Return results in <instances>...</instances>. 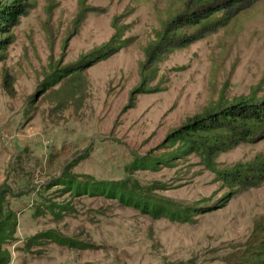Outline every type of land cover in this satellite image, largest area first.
<instances>
[{"label":"rangeland","instance_id":"rangeland-1","mask_svg":"<svg viewBox=\"0 0 264 264\" xmlns=\"http://www.w3.org/2000/svg\"><path fill=\"white\" fill-rule=\"evenodd\" d=\"M28 2L0 55V264L248 263L264 182L239 193L220 172L264 139L206 165L166 138L264 96V0L163 43L189 0Z\"/></svg>","mask_w":264,"mask_h":264},{"label":"trees","instance_id":"trees-1","mask_svg":"<svg viewBox=\"0 0 264 264\" xmlns=\"http://www.w3.org/2000/svg\"><path fill=\"white\" fill-rule=\"evenodd\" d=\"M28 1L0 0V55L11 43L8 34L19 23L20 17L28 11L30 5ZM257 1L259 0H189L185 13L170 20L164 28L161 35L162 43L165 39L180 36L184 30L189 28L201 30L215 26L218 23L216 16L218 13L226 15L233 8H237L236 13H239ZM107 51L108 47L85 57L90 61H95L96 57L103 56ZM149 58L152 59L151 56ZM262 139H264V96L258 98L252 94L233 102L219 104L209 112L188 120L180 128L169 133L166 142L169 147L178 145L176 151L172 152L173 155L182 158L184 155L196 154L206 165H210L221 153L241 144L253 143ZM168 156V154L164 155V157ZM169 160L170 158L164 159V161ZM147 163L153 165L151 162ZM220 175L231 188H237V192L247 191L264 182V159L238 162L228 170L220 172ZM99 189L100 187L93 185L89 187L87 185L84 188L72 185L71 191L78 193L80 190H85L87 194H90L93 190ZM109 190H105V193ZM112 194L117 195L120 200L128 201V195L120 190H115ZM162 207L164 205L153 203L149 212L162 214ZM252 240L255 251L250 254L248 263L245 261L241 264H264V218L256 222Z\"/></svg>","mask_w":264,"mask_h":264}]
</instances>
